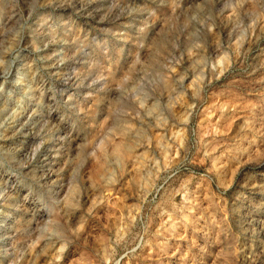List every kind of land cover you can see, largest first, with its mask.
<instances>
[{"label": "rangeland", "instance_id": "374dc122", "mask_svg": "<svg viewBox=\"0 0 264 264\" xmlns=\"http://www.w3.org/2000/svg\"><path fill=\"white\" fill-rule=\"evenodd\" d=\"M0 264H264V0H0Z\"/></svg>", "mask_w": 264, "mask_h": 264}, {"label": "clouds", "instance_id": "9594fccd", "mask_svg": "<svg viewBox=\"0 0 264 264\" xmlns=\"http://www.w3.org/2000/svg\"><path fill=\"white\" fill-rule=\"evenodd\" d=\"M237 7H242V5H237ZM101 87H103V86L101 85ZM64 135L68 136V135H70V132L66 131ZM67 231H68V233H71V234L70 235H66V234H63V233L58 234L60 236V240L57 241V242L60 243L61 250H66L69 247V245H71V244L76 242L73 239V237H78L79 236V232L78 231H73L71 228H69ZM53 246H55V245H53Z\"/></svg>", "mask_w": 264, "mask_h": 264}, {"label": "bare ground", "instance_id": "6f19581e", "mask_svg": "<svg viewBox=\"0 0 264 264\" xmlns=\"http://www.w3.org/2000/svg\"><path fill=\"white\" fill-rule=\"evenodd\" d=\"M46 251V250H45ZM48 251V250H47ZM49 253V252H48ZM47 256V255H46Z\"/></svg>", "mask_w": 264, "mask_h": 264}]
</instances>
